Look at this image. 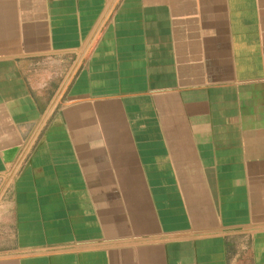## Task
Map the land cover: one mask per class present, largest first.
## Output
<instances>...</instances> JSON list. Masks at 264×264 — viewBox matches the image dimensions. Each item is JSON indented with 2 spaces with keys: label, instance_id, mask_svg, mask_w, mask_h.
<instances>
[{
  "label": "crops",
  "instance_id": "1",
  "mask_svg": "<svg viewBox=\"0 0 264 264\" xmlns=\"http://www.w3.org/2000/svg\"><path fill=\"white\" fill-rule=\"evenodd\" d=\"M0 264H264V0H0Z\"/></svg>",
  "mask_w": 264,
  "mask_h": 264
}]
</instances>
